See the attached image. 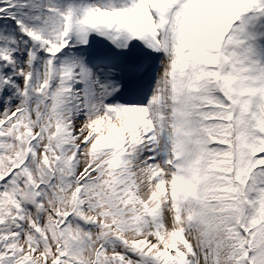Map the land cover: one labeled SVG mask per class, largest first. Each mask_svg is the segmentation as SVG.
<instances>
[{"label":"snow or ice","instance_id":"snow-or-ice-1","mask_svg":"<svg viewBox=\"0 0 264 264\" xmlns=\"http://www.w3.org/2000/svg\"><path fill=\"white\" fill-rule=\"evenodd\" d=\"M0 264H264V0H0Z\"/></svg>","mask_w":264,"mask_h":264}]
</instances>
